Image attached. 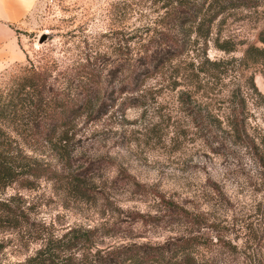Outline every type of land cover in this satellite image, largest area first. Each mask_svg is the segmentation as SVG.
<instances>
[{"label": "rangeland", "instance_id": "rangeland-1", "mask_svg": "<svg viewBox=\"0 0 264 264\" xmlns=\"http://www.w3.org/2000/svg\"><path fill=\"white\" fill-rule=\"evenodd\" d=\"M158 5L34 0L9 24L17 45L0 57V74L29 60L47 68L53 84L74 88L73 65L89 56L93 67L83 69L95 73L93 87L109 100L118 82H127L124 69L131 62L128 54L117 60L115 52L124 50L118 38L144 35L159 17ZM261 35L264 0L231 8L214 20L205 41L190 36L172 60L189 78L171 76L165 66L144 78L139 91L116 95L106 112L75 117L54 144H30L27 154L58 173H19L4 188L1 195L27 221L0 227L1 261L24 259L46 234L89 227L95 229L91 251L100 253L194 234V254L207 263L264 264V56H243L247 45H262ZM180 89L194 99L190 109L179 103ZM234 112L243 134L229 124ZM135 212L154 219L143 221Z\"/></svg>", "mask_w": 264, "mask_h": 264}, {"label": "trees", "instance_id": "trees-1", "mask_svg": "<svg viewBox=\"0 0 264 264\" xmlns=\"http://www.w3.org/2000/svg\"><path fill=\"white\" fill-rule=\"evenodd\" d=\"M156 1L161 9L159 17L152 20L153 24L148 26L144 35L139 33L117 40V48L124 47V50L115 52L117 60L128 54L131 62L124 69L127 82L119 81L115 97L109 100L98 95V90L93 87L97 81L92 78L96 76L95 73L83 69L93 67L89 66V56H84L83 60L73 65L74 70H78L75 76L78 82L74 88L69 82L53 84L49 79V70L29 60L7 74H0V227L17 226L27 221V216L18 215L17 206L11 198L1 195L8 184L17 181L19 173L34 177L58 173L51 166L27 154L26 148L30 144H54L55 139L73 125L75 117L85 113V117L91 119L106 112L115 104L116 95H132L139 91L144 78L156 72L161 73L165 66L171 68V76L189 78L188 72L181 70L185 67L172 61L186 49L185 43L189 37L192 36V41H205L214 20L225 11L239 6L256 7L260 2ZM259 39L262 45H247L243 50L244 57L256 54L264 56V36L261 35ZM129 41L133 44L130 45ZM224 48L231 49L227 46ZM189 63L193 64L192 60ZM189 71H192L191 67ZM176 81L174 78L173 83ZM177 99L184 105V109H190L194 101L186 89L179 90ZM231 115L229 124L233 131L238 135L243 134L241 118L236 117L235 112ZM70 186L81 191L79 182L72 181ZM160 197L165 200L163 195ZM134 215L143 221L154 219L153 215L142 212H135ZM94 232V228L70 227L59 234H46L32 254L13 262H2L0 259V264H212L196 258L194 234L171 237L161 244H133L106 249L100 253L98 249L91 251ZM4 245L0 241V250Z\"/></svg>", "mask_w": 264, "mask_h": 264}, {"label": "crops", "instance_id": "crops-1", "mask_svg": "<svg viewBox=\"0 0 264 264\" xmlns=\"http://www.w3.org/2000/svg\"><path fill=\"white\" fill-rule=\"evenodd\" d=\"M34 0H0V57L15 51L17 38L10 23L17 22ZM10 50L7 52L6 48Z\"/></svg>", "mask_w": 264, "mask_h": 264}]
</instances>
